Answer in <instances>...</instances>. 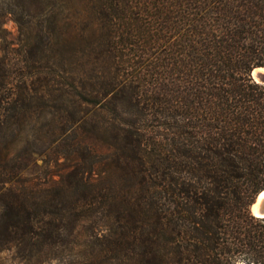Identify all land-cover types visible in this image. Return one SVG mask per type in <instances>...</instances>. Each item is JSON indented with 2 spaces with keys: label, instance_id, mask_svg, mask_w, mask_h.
Listing matches in <instances>:
<instances>
[{
  "label": "trees",
  "instance_id": "obj_1",
  "mask_svg": "<svg viewBox=\"0 0 264 264\" xmlns=\"http://www.w3.org/2000/svg\"><path fill=\"white\" fill-rule=\"evenodd\" d=\"M26 3L0 51V250L59 263L87 226L110 264H264V0ZM44 128L66 164L37 188L12 149Z\"/></svg>",
  "mask_w": 264,
  "mask_h": 264
},
{
  "label": "rangeland",
  "instance_id": "obj_2",
  "mask_svg": "<svg viewBox=\"0 0 264 264\" xmlns=\"http://www.w3.org/2000/svg\"><path fill=\"white\" fill-rule=\"evenodd\" d=\"M27 0H0V51L6 49L7 44L9 49H20L22 45V36L18 26L14 23L13 19L22 16L27 8ZM4 39V40H3ZM93 42V39H91ZM7 43V44H6ZM90 43H88V46ZM79 49V46L76 48ZM104 67V66H103ZM258 69V68H257ZM262 69V68H260ZM252 73V72H251ZM253 81L259 84H264V69L255 72ZM37 137L38 142L33 146L27 148L30 151L31 160L28 159L23 146H17L12 149V157L24 165L25 185L34 187H41L42 185L49 184L50 174H54L53 179H58L57 175L64 169V158L56 160L58 152L54 151V146L50 142L55 138L54 134L47 132L44 128ZM32 141L34 139L31 138ZM56 153L58 154L57 156ZM60 157H63L62 155ZM35 250L32 252H19L14 249H1L0 250V264H110L104 257V247L99 246L96 241L90 238V231L88 227L79 229L78 238L74 243L69 246V250L64 253L61 262L55 260L49 261L39 259L36 256ZM236 264H245L237 262Z\"/></svg>",
  "mask_w": 264,
  "mask_h": 264
},
{
  "label": "water",
  "instance_id": "obj_3",
  "mask_svg": "<svg viewBox=\"0 0 264 264\" xmlns=\"http://www.w3.org/2000/svg\"><path fill=\"white\" fill-rule=\"evenodd\" d=\"M251 76H252V74H251ZM252 78H254V77H252ZM263 191H261L260 193H258L256 195L252 204L249 207V211H250L251 215L254 216L255 218H264V196H261V193ZM253 209L255 210V214H253V212H252Z\"/></svg>",
  "mask_w": 264,
  "mask_h": 264
},
{
  "label": "bare ground",
  "instance_id": "obj_4",
  "mask_svg": "<svg viewBox=\"0 0 264 264\" xmlns=\"http://www.w3.org/2000/svg\"><path fill=\"white\" fill-rule=\"evenodd\" d=\"M258 70H263V69H255L251 74H252V77H254L255 78V76L254 75H256V73L255 72H257ZM261 196H264V191L261 193ZM252 212H253V214H255V210L253 209L252 210Z\"/></svg>",
  "mask_w": 264,
  "mask_h": 264
}]
</instances>
